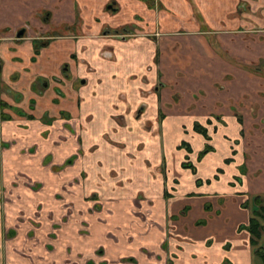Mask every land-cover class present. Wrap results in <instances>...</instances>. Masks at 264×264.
<instances>
[{
	"label": "crops",
	"instance_id": "obj_1",
	"mask_svg": "<svg viewBox=\"0 0 264 264\" xmlns=\"http://www.w3.org/2000/svg\"><path fill=\"white\" fill-rule=\"evenodd\" d=\"M77 1L0 0V117L2 113L3 119L0 120V259L9 236L7 225L4 224V213L11 209L9 201L14 200V196L17 198V193H25V198H31L30 195L34 193L50 196L53 190L56 192L54 195L63 190L81 193V185L87 183L93 190L101 191L99 195L114 197V202L119 195L129 194L127 188L132 185L124 187V190L114 187L113 180L118 177L109 176L107 170L111 171L115 166L106 163H103L105 165L102 168L106 181L94 186L91 181H95L97 169L93 163L103 160L99 156L103 152V141L100 142L103 139H109L107 143L111 150L105 154L117 153L110 144V138L115 137V131L120 126L117 116L124 114L122 110L128 109L124 114L126 116L134 115L145 102L147 106L143 116L157 115L162 109L165 117H170L162 124L168 126L169 133L179 135L177 152L181 154L179 150L185 149L184 158H189L196 168L194 172L192 168L184 167L183 163L187 160H182L178 167L171 160V167L167 166L168 179L178 176L179 182L175 183L172 195L164 192L165 197L167 193L170 198L168 201L163 199L164 196L157 197L156 207L162 212L161 217L165 218L167 209L175 218L179 217L177 213L181 209H188V213L184 214L187 219L184 226L197 225L196 229L189 232L195 241V249L192 244L189 254L199 250V246L204 247V242L213 238L214 244L200 251L196 264H264V259L256 252L258 247L264 249V230L258 245L254 246L250 232L239 229L241 224L249 222L254 211L259 208L254 198L257 195L264 197V175L253 178L251 174L254 173L253 168L257 167L256 162L245 160L246 144L237 139V132H248L249 126L257 124L255 116L261 117L264 113L261 110L264 103V75L258 69L251 70L241 63H259L264 58V11L258 16V10L252 9L256 23H247V14L239 6L242 0H164L175 16L170 17L162 12V19H178L184 25L195 22L197 12L206 16L220 12L228 24L231 23V15L237 13V25H245V31H228V36L222 37L224 49L231 52L230 40L233 38L230 35L237 34V44L232 48L240 62L234 64L218 54H211L208 59H204L198 55L196 46L190 44H174L176 49L170 51L159 42L162 44L159 50L158 42L148 38L149 31H152L148 28H137L127 39L108 38L106 33L96 38L86 35L77 37L75 32L69 31L53 33V28H69L80 16ZM107 1L96 0L98 11L104 9ZM126 1L129 4V12L126 10V14H130L128 20L134 19V14L146 16L150 13L144 0ZM257 6L259 9L264 8V0ZM26 23L30 24V28L24 37L19 38L16 31ZM256 24L259 25L257 32ZM175 26L173 24L172 28ZM197 29L194 27V30ZM201 31L199 34L204 35ZM246 32L253 38H246ZM45 36L48 41L36 54V38ZM159 70L163 72V81L155 92L149 94V89L158 82ZM37 80L45 84L35 87ZM219 81L222 88L218 87ZM158 89L163 101L160 109L157 107ZM203 89L209 93L197 97L195 94ZM171 93H179V101ZM169 99L174 104L166 107ZM127 121L124 126L121 124L120 129L126 128L129 133L138 130L137 125L140 124L136 122L139 120L132 119L129 124ZM197 122L207 127L210 139L196 130ZM183 125L187 126V132L191 131L190 139L180 135ZM74 127L85 132L84 144L67 143L60 136H54L55 132H61L69 137ZM26 136L29 139H24ZM141 137L137 148L141 145L147 150L150 142L143 135ZM207 144L212 146V150L206 155L217 156L212 158L208 173L203 175L198 167L201 160L194 161L189 156L194 153L196 146V158H199V153ZM158 145L162 148L161 144ZM157 152L156 149L152 154L145 155L151 159L153 168L164 162L170 163L169 158H165L166 151L164 162ZM170 154H173L172 150L168 152ZM146 167H138V174L132 175L137 176L136 179H145L141 186L151 195L153 189L150 181L153 175L151 170L146 171ZM217 175L218 179L215 178ZM157 176L156 179L160 180L159 172ZM233 177L241 184H236ZM198 179H202V184H198ZM208 179L211 182H207ZM246 182L249 184L246 185ZM193 185L197 188L195 194L189 192ZM219 186L223 189H218ZM222 197L224 204L219 201ZM247 200L249 207L246 206ZM25 203L31 208L36 205L33 206L32 199ZM43 205H46L45 201ZM125 206L120 205L118 210H123ZM42 215L44 219L47 218L46 213ZM200 220L205 223L199 224ZM262 223L264 225V221ZM199 225H203V228H199ZM152 233L150 231L148 235ZM149 238L145 237L146 244L154 247L152 244L155 243L147 241ZM175 253L179 259L175 264H183L187 256L177 250ZM88 264L96 263L89 260ZM190 264H195L192 255Z\"/></svg>",
	"mask_w": 264,
	"mask_h": 264
},
{
	"label": "rangeland",
	"instance_id": "obj_2",
	"mask_svg": "<svg viewBox=\"0 0 264 264\" xmlns=\"http://www.w3.org/2000/svg\"><path fill=\"white\" fill-rule=\"evenodd\" d=\"M107 2L104 9L102 8L98 11L97 4H95L96 0H84L83 3L78 0L77 7L80 16H78L73 25L69 28H53L52 32L68 33L69 31L75 32L77 37L86 35L94 38L106 33L105 36L108 38L116 37L127 39L129 38V32H133L131 34L132 36L137 28H148L152 30L149 31L148 38L158 42L159 50L162 49V44L166 46L165 49L170 51L176 49L174 44H190L191 46H196L195 49H197L198 55L203 56L204 59H208L211 54H218L224 56L234 64L240 62L236 52L232 48L234 44H237V34L230 35L233 38L230 40L231 52L225 50L222 45V37L223 35L228 36L226 34L228 31L235 33L245 31V25H237V13L231 15V23L228 24L227 20L220 16V12L209 13L208 16L204 13L197 12L196 21H192L191 24L187 22V25H184L178 19H162V12H165L170 17L175 16L171 7L164 0H144L147 7H149L150 13L146 16L134 14V19L130 20H128L130 14H126V10L129 12V4L126 0H120V2L118 0H108ZM260 2L261 0H242L240 3L239 6L247 14L245 17L247 23L256 20L252 17V9L255 8L258 10V16L264 11V8L259 9V6H257V3ZM110 4L116 10L108 8L107 6ZM115 12L119 14L116 16ZM173 24L176 25L175 28H172ZM229 26L230 28H228ZM194 27H198L199 30H194ZM257 28H259V25L255 29L256 32L259 31ZM200 30L204 32V35L199 34ZM189 34H195L197 36L191 37ZM245 37L253 38L249 32H246ZM159 42L162 44H159ZM165 54L169 56L167 53ZM169 54H172V52H169ZM241 63L247 65V68L251 70H254V68L258 69L264 75V58L259 63ZM163 77V72L159 70L158 82L149 89V94L155 92L156 87L160 86ZM145 81H148V78H145ZM221 85L219 81L218 87L222 88ZM157 93L158 95L160 94L159 89ZM208 93V91L203 89L195 95L200 97L201 94L207 95ZM171 94L174 95L173 93ZM174 96L179 101V93ZM159 102L160 105L158 104ZM166 103V107H170L173 106L174 101L169 99ZM162 104L163 101L159 95L157 107L160 109L163 107L161 106ZM146 106L147 103L144 102L138 107L136 114L133 113L134 115L126 116L124 114L128 109L122 110L124 114L117 116L120 126L115 131V137L113 138L111 136L110 138L112 140L110 144L116 148L117 153L114 155L105 154L111 152V150L107 143L109 139H103L100 141H103V152L99 155L103 160L100 159L98 161V163H101L100 168L98 167V163H93V166L95 164L94 167L97 169V173L95 174L96 179L95 181H91L94 186H96V183L99 185V183L102 184L106 181L105 174L102 170L103 165H105L103 163H106L107 165L115 166L113 170H107L109 176H114V178L118 177V179L113 180L115 183L114 187L124 190V187L132 185L127 188V190H130L129 194L119 195L116 202H114V197H103L99 195L101 191L97 189L93 190L87 183L81 185L83 187V193H79L80 191L77 190H70V193H67L63 190L54 195L56 192L53 190L50 196H39L34 193L33 196L30 195L31 198H25L26 194L23 192L17 193V198L14 196V200L10 199L9 201L11 209H8L4 213L5 222H3L7 225L6 230L9 236L4 245L5 250L3 257L0 259V264H88L89 260H93L96 264H175L179 260L175 250L187 256L183 259V264H190L191 255L196 264V259L201 255L200 251L203 252L204 250L202 249L214 244L213 238H209V240L204 242L205 248L199 246V250L192 251L189 254V247L192 244L195 249V241L190 237L189 232L191 229H196L197 225L195 223V225H191L192 227L184 226V222L187 221L184 218V214L188 213V209L184 208V211L181 209L177 213L179 215L178 218L170 215L171 211L167 209V215L163 218L161 217L162 212L156 207L157 197L164 196L163 199L168 201L170 198L167 196V193H165V197L164 192H169L172 195L175 183L179 182L178 176H174L172 179L173 182L171 179H168L167 166L169 167L170 165L171 167V160L172 163H176L177 167L180 166L182 160H187V162H190V160L189 158H184L186 154L185 149L179 150L181 154L177 152L176 143L179 135L169 133L167 130L168 126L162 124L164 120H168L170 117H165L166 115L162 109L159 110L157 115L151 114L149 116H143L142 113H144ZM261 110L264 112V103L262 104ZM255 118L257 124L249 126L250 130L248 132L246 130L244 133L237 132V139L242 140V143L246 144L247 153L244 156L245 160L250 161V163L255 161L258 167V169L257 167L253 168L254 173L251 174L253 178L264 175V113L261 117L256 115ZM132 119L139 120L137 122L135 121L140 124L137 125L139 126L138 130L129 133L126 128L120 129L121 124L124 126L127 120L129 124ZM257 119L259 120L257 121ZM0 120H3L2 117H0ZM186 127L185 125L182 126L183 130L180 135L190 139L191 131L189 130L187 132ZM74 128L69 137L61 132H55L54 136H60L67 143L79 142L84 144V141H86L85 132L76 127ZM142 135L150 142V147L147 150L142 148L141 145L137 148L138 142L142 140ZM24 139L29 138L26 136ZM100 142H96V144H100ZM158 144H161L162 148L158 147ZM97 146H94L93 150ZM153 146H156V148ZM205 147L202 150H205ZM156 149L158 150L157 156H161V161L164 162L165 158H169L170 163L167 162V164L164 162L155 165L156 167L153 168L151 159L145 157V155L147 153L152 154ZM170 150L173 151L172 155H168ZM165 151L167 154L164 158ZM197 151V147L195 146L194 153H191L189 157L194 161L201 160L198 166L199 171L203 175H206L209 164L213 162L212 158L217 156V154L206 155L209 151L202 154L201 157L196 158ZM146 166L148 167L146 171L151 170L153 175V179L150 181V187L153 189L151 195H148L141 186L145 179H136L135 177L137 176L133 177L132 175L138 174V167L145 168ZM219 171L221 172V170ZM158 172L160 180L156 179L159 177L157 176ZM246 172H249V168L246 169ZM189 173L193 176L192 172ZM85 174H87L86 171ZM162 174L164 175L161 177ZM233 179L236 184L240 183L237 178L233 177ZM224 181L226 180L224 179ZM247 183L249 184V182H246V185H248ZM216 188L214 187V189ZM218 189L223 188L219 186ZM195 190L197 188L193 185L189 189V192L195 194L197 193ZM252 196L251 194V198H253ZM25 199H28V202L32 199L33 206L36 204L35 207L31 208L26 206L28 203H25L27 202ZM222 199L223 197L219 201L224 204ZM217 200L218 198H216ZM44 201L46 205H43ZM111 203H113V206H110ZM114 204L126 206L123 210L119 211V206H115ZM248 205L249 201L247 200L246 206ZM43 213H46L47 218L44 219ZM179 218L181 219L179 220ZM152 219H154V222H152ZM188 223L190 222L188 221ZM11 224H13V227H10ZM198 227L203 228V225H199ZM150 231H153V233L148 235ZM193 236L195 237V233H193ZM145 237H150L147 241L155 243L152 244L154 247L146 244Z\"/></svg>",
	"mask_w": 264,
	"mask_h": 264
},
{
	"label": "trees",
	"instance_id": "obj_3",
	"mask_svg": "<svg viewBox=\"0 0 264 264\" xmlns=\"http://www.w3.org/2000/svg\"><path fill=\"white\" fill-rule=\"evenodd\" d=\"M42 43H38V45L35 47V52L36 54L39 53L40 50V46H42ZM195 128L198 132H200L201 134H203L207 139H210V135L208 132L207 127L203 126L201 123H196L195 124ZM184 144V142H183ZM187 144V143H185ZM189 146V145H187ZM189 150H191L189 148ZM212 150V146L207 144L205 147V150H202L199 153V157L202 156V154H205L209 151ZM184 167H189L192 168V170L194 172H196V168L195 165L191 162H184L183 163ZM216 179H218V175L215 177ZM198 184H202V179H198L197 180ZM207 182H211V179H208ZM255 202L256 204L259 206V208L257 210L254 211V215L250 218L249 222L247 224H241L239 229H246L250 232L251 234V243L252 245L256 246L258 245L259 239L261 238L262 234H263V230H264V225L262 223V221H264V197L261 195H257L255 197ZM207 208H209V205H207ZM200 223H205L204 220H200ZM257 254L261 255L262 258L264 259V249L262 247H258L256 250Z\"/></svg>",
	"mask_w": 264,
	"mask_h": 264
},
{
	"label": "flooded vegetation",
	"instance_id": "obj_4",
	"mask_svg": "<svg viewBox=\"0 0 264 264\" xmlns=\"http://www.w3.org/2000/svg\"><path fill=\"white\" fill-rule=\"evenodd\" d=\"M109 8H112V9H115V8H113L112 6H111V4L108 6ZM30 28V24H28V23H26L24 26H22V27H20L19 29H17V35H18V37L20 38V37H24L25 35H26V33H27V30ZM133 32H129V36H131V34H132ZM48 41V38H47V36H45V37H39V38H36V42H35V47L38 45V43H42V44H44L45 42H47ZM41 47V46H40ZM39 47V48H40ZM66 69H67V65L65 66V70H64V72H65V75L67 74V71H66ZM42 80H37V82H35V84H34V86L35 87H37V86H43L45 83L44 82H41ZM48 81V80H47ZM41 82V83H40ZM44 83V84H43ZM31 102H33V101H31ZM1 117H2V113H1Z\"/></svg>",
	"mask_w": 264,
	"mask_h": 264
}]
</instances>
